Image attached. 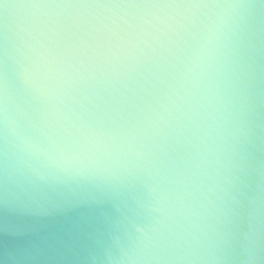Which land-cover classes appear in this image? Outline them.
<instances>
[{
    "label": "clouds",
    "instance_id": "obj_1",
    "mask_svg": "<svg viewBox=\"0 0 264 264\" xmlns=\"http://www.w3.org/2000/svg\"><path fill=\"white\" fill-rule=\"evenodd\" d=\"M0 264H264V0H0Z\"/></svg>",
    "mask_w": 264,
    "mask_h": 264
}]
</instances>
